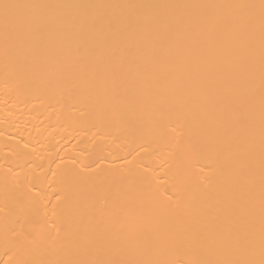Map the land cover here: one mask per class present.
<instances>
[{"label": "bare ground", "instance_id": "bare-ground-1", "mask_svg": "<svg viewBox=\"0 0 264 264\" xmlns=\"http://www.w3.org/2000/svg\"><path fill=\"white\" fill-rule=\"evenodd\" d=\"M0 264H264V0H0Z\"/></svg>", "mask_w": 264, "mask_h": 264}, {"label": "snow or ice", "instance_id": "snow-or-ice-1", "mask_svg": "<svg viewBox=\"0 0 264 264\" xmlns=\"http://www.w3.org/2000/svg\"><path fill=\"white\" fill-rule=\"evenodd\" d=\"M4 7H5V9H7V8H8V7H10V6H9V5H7V4H5V5H4Z\"/></svg>", "mask_w": 264, "mask_h": 264}]
</instances>
